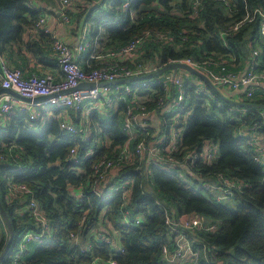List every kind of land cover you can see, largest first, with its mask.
Here are the masks:
<instances>
[{
  "label": "trees",
  "instance_id": "trees-1",
  "mask_svg": "<svg viewBox=\"0 0 264 264\" xmlns=\"http://www.w3.org/2000/svg\"><path fill=\"white\" fill-rule=\"evenodd\" d=\"M126 1H100L98 7L103 9L96 14L88 36L90 50L96 47L98 54L117 51L145 31H161L171 36L172 41L150 38L138 51L141 56L137 62L156 60L163 66L169 60L184 58L199 63L209 58L235 61L246 55L247 48L249 53L253 48H260L259 70L264 71V25L261 24L264 23V0H229L228 5L218 0H205L197 17L191 15V0H131L125 8ZM41 14L29 5V0H0V52L14 55V47L18 51L25 47L44 62L48 53L40 42L23 40L25 30L34 27ZM251 14L254 20L247 21ZM91 17L88 14L85 19L91 21ZM240 21L244 23L237 33L225 39L220 35L221 29ZM45 36L42 33L41 39ZM188 76L198 79L199 84L191 83L187 77L183 85L184 111H189L190 115L185 123L182 145L192 149L199 148L205 140L215 142L219 147L217 160L211 165L199 164L195 170L209 175L210 181L215 180V174L221 173L242 183L243 187L234 190L229 198L219 200L213 191L201 185L205 176L204 179L184 180L157 167L147 176L132 166L125 167L108 184L115 187L130 180L132 193L126 208L143 220L139 225L125 226L120 212L121 195L99 196L93 191L89 174L95 160L103 154L113 157L116 149L126 142L127 135L122 129L126 102H119L107 116L92 113L85 141L61 130L57 116L46 121L32 120L27 113L13 110L6 115L5 125L0 127V153L8 155L7 160L0 163V199L15 235L0 264H12L20 237L27 231L38 230L27 213L28 199L7 202L5 182L9 177L33 190L51 224L50 238L43 244H29L21 264H83L93 257H114L118 264H166L162 247L168 245L172 249L174 245L173 234L165 223L166 215L175 217L188 213H196L217 225L215 231L196 230L194 237L202 242L193 241L194 248L199 251L198 264H264V164L254 159L252 147L239 136L242 130L252 132L254 129L264 136V117L261 116L264 110L231 106L199 78ZM142 82L125 84L131 89L127 100L136 93L145 98L142 104L146 109L157 108L166 93L164 85L159 77L145 80L144 86ZM176 93L177 89L171 85V94ZM242 101L264 103V97L255 93L252 99ZM98 135L110 140V145L102 144L97 150L95 137ZM74 145H78L80 158L91 148L97 151L90 159L72 165L67 158ZM80 193L81 201L78 200ZM17 202L23 203V214L16 212ZM102 224L105 233H92ZM0 226L1 254L9 237L1 214ZM71 233L79 234V245L72 243ZM113 233L119 236L122 252L113 244L100 243V235L114 238ZM81 245H90V248L83 252Z\"/></svg>",
  "mask_w": 264,
  "mask_h": 264
},
{
  "label": "built area",
  "instance_id": "built-area-1",
  "mask_svg": "<svg viewBox=\"0 0 264 264\" xmlns=\"http://www.w3.org/2000/svg\"><path fill=\"white\" fill-rule=\"evenodd\" d=\"M30 1V0H29ZM131 0L124 3V7L128 8ZM229 4V0H218ZM60 5V15L63 22L68 23L71 18L67 14V9L73 3V0H58ZM205 0H191L192 17H197L203 9ZM48 20L47 14H41L35 22V27L43 29L45 32L49 30L45 28ZM254 15L248 16L247 21H253ZM244 21H240L229 27L223 28L220 35L225 39L227 36L234 35L243 25ZM264 25L263 21L261 23ZM158 39L162 42H171L172 37L161 31H145L142 35L136 37L125 47L112 51L107 56L116 57L121 55H131L137 53L144 43L148 40ZM97 41V40H96ZM90 41L84 38L74 50L61 38L53 36L51 39L52 51L56 54L59 65V77L56 79L51 73L36 74L33 73L27 77L23 75V71L11 66L1 58V80L0 86L3 89H10L18 93L21 97L3 92L0 94V127L7 114L13 110H19L29 115L32 120H42L45 118L42 111L36 112L33 108L41 105L42 109L47 106H54L57 109L73 110L77 113L84 111L86 103L89 107L86 112L91 113L90 109H95L100 105L103 107L117 108L119 102H126L122 112L123 122L122 129L127 135L126 142L116 149L110 157L103 154L99 159L95 160L91 165L89 178L92 179L93 191L99 196L107 193H119L123 201L120 212L122 215V223L125 226L139 225L142 223V217L133 216L126 206L129 204L132 183L127 180L115 187H108L107 183L110 178L116 177L118 173L125 167H134L136 171H141L147 176L152 173V168L157 167L165 172L179 175L182 179L187 178L205 179V187L214 191L215 196L219 200H225L233 195L234 190L241 189L242 183L234 181L221 173L215 174L216 178L210 181V176L198 173L195 168L199 164L211 165L219 156V147L212 140H205L199 148L186 149L182 145L183 132L185 123L190 112H185L186 104L184 98L183 85L187 81V77L191 83L197 84L190 78L189 72L184 70H170L160 76L159 79L165 87V96L159 100V105L154 109H146L142 104L145 98L139 97L133 93L130 100L127 95L131 93L129 86L125 84L119 85H102L100 83L115 81L118 79H126L135 76H142L156 71L161 65H154L150 61L146 62H95L82 68L76 60V52L82 53L90 48ZM260 48H253L252 63L248 69L243 72L234 71L229 67L230 61L233 59L221 58L215 60L209 58L202 63L196 62L191 58L180 60H169L171 62H181L188 64L201 72H203L218 88L222 90H242L245 98L252 99L256 88L264 82V71L259 70ZM100 56L90 54L89 59L94 60ZM167 64V63H166ZM165 65V64H164ZM186 74V75H185ZM156 78V77H155ZM153 79V78H152ZM196 79V78H193ZM151 80V79H148ZM142 85H146L143 80ZM197 81H199L197 79ZM82 82L94 83V88L76 89ZM171 85L177 89L176 94H171ZM115 87V88H114ZM76 89V90H75ZM124 90V93H121ZM45 96L47 99L34 102L36 97ZM29 99L31 101H27ZM264 117V111L261 112ZM46 121V120H45ZM61 130L80 136L82 141L88 137V128L84 125L77 126L67 120L59 121ZM84 124V123H83ZM87 125V124H86ZM239 136L245 138L247 144L254 151V159L260 164H264V136L257 130L239 132ZM136 141V143H135ZM97 150L101 145H107L106 142H99L95 139ZM134 146L132 147V144ZM91 148L86 151L84 156H78V145L70 148L68 153V161L72 165H79L82 160L90 159L97 151ZM8 155L0 153V163L7 160ZM77 169L80 170L79 167ZM217 179V180H216ZM218 181V183H216ZM5 196L8 203H12L19 198L28 199L27 213L35 221L38 230H30L25 232L19 239L16 249L12 257V264H21L23 254L29 244H43L50 238L51 224L50 219L44 209L35 198L33 190L22 182H16L9 177L5 182ZM82 193L78 194V200L81 201ZM85 219L83 217L82 223ZM165 223L173 234V247L168 245L162 247L163 258L166 264H198L199 251L194 248L193 241L202 243L194 235L196 230H217V225L210 223L204 217L196 213L180 214L172 217L166 215ZM81 229V228H80ZM107 234V233H106ZM100 243L113 244L117 251L122 252L121 246H117L116 239L109 236H102ZM72 243L79 245V234H70ZM90 245H81L83 252L87 251ZM83 264H118L114 257L104 259L101 257H93L89 263Z\"/></svg>",
  "mask_w": 264,
  "mask_h": 264
},
{
  "label": "crops",
  "instance_id": "crops-1",
  "mask_svg": "<svg viewBox=\"0 0 264 264\" xmlns=\"http://www.w3.org/2000/svg\"><path fill=\"white\" fill-rule=\"evenodd\" d=\"M101 0H96L97 4L90 7L87 5V2L85 0H73V3L70 5V7L67 9V14L71 18V20L66 23L63 22L62 17L60 15V5L58 0H30L29 5L37 10H40L42 14H47L48 20L45 23V28L48 29V32H45L43 29L31 27L27 28L23 34V40L24 42L29 41H39L41 47L43 50L48 53L47 59L42 62L39 58H37L33 53L29 52L25 47H22L20 51L17 50L16 47L13 48V51L15 52L14 55H10L7 52H0V80H1V58L4 59L8 64L14 67H18L23 71V75L25 77L36 73V74H47L51 73L55 76L57 79L59 77V65L57 61L56 54L49 48L51 47V39L53 36H57L61 39H63L75 52L76 47L81 43V41L86 38L88 39V36L91 31V25H94V18L96 14L103 9V7H98ZM86 4V5H84ZM92 15L90 18L91 21H88L85 19L86 15ZM43 34H46L45 39H41V36ZM48 38L50 41H48ZM98 51V50H97ZM96 51V47L93 50H90V48L86 49L82 53L76 52V60L78 64L82 68H86L88 65L92 63L97 62H114V61H127V62H133L138 61L141 54L139 52L131 54V55H121L116 57L107 56L110 52H106L104 54H98ZM246 55L240 58H236L235 61L230 62V67L234 71L243 72L246 69L249 68V66L252 63V53H249V48L246 50ZM51 52V54L49 53ZM94 54L97 56H100L97 59L90 60L89 55ZM156 59V58H155ZM153 64L156 65L158 62L156 60H152ZM192 81L194 80L195 83L199 84V81L197 79H193V77H190ZM1 89V86H0ZM224 92L229 93L230 97H243L245 98L242 90H223ZM255 93H257L259 96L264 97V82L261 83L255 90ZM89 103H86V108L84 111L77 113L73 110H66V109H57V107L54 106H47L42 109L41 105L35 106L33 109L38 112L42 111L43 116L45 120H49L51 118H54L57 116L58 120H67L69 122H72L76 124L77 126L84 125V127L87 126L88 128V122H89V116L97 112L101 115H106L108 113L113 112L114 107H103L99 106L95 109H90L91 113H87L86 110L89 107ZM55 111L58 113L55 114ZM84 123V124H83ZM87 124V125H86ZM3 125H5V120L3 122ZM246 132V131H244ZM100 133V131H99ZM95 139L99 140V142H106V144H110V140L108 139H102L100 135L96 136ZM81 171V170H80ZM115 177H112L109 179L108 183L110 184L113 182ZM107 183V184H108ZM109 184L107 185L108 187ZM16 204V212L18 214H23L24 205L21 202H17ZM105 231V230H104ZM103 231V232H104ZM105 233V232H104ZM114 238L116 239L118 245L119 243V236L116 233H113Z\"/></svg>",
  "mask_w": 264,
  "mask_h": 264
},
{
  "label": "water",
  "instance_id": "water-1",
  "mask_svg": "<svg viewBox=\"0 0 264 264\" xmlns=\"http://www.w3.org/2000/svg\"><path fill=\"white\" fill-rule=\"evenodd\" d=\"M170 70L178 71V70H184L189 72L190 74L196 76L199 78L209 89H211L220 99H222L224 102L228 103L231 106L237 107V108H242V109H253V110H264V103H257V102H247V101H241V100H236L234 98H231L227 96L225 93H223L203 72L200 70L185 64L181 62H171L167 63L161 67H159L156 71H153L150 74L147 75H142V76H135L131 78H126V79H118L115 81H110V82H105V83H100L99 85L102 86L104 85H119V84H129V83H134L138 81H143V80H148L152 79L155 77H158ZM96 85L94 83H89V82H82L76 87V89H87V88H94ZM75 89V90H76ZM3 92H7L10 94H13L17 97H21L18 93L15 91H12L10 89H0V94ZM48 97L45 96H39L36 97L33 101L34 102H40ZM27 101H31L29 99H26ZM0 214L3 218V221L5 222L8 232H9V237L7 244L5 246V249L1 252L0 254V260L3 259V257L6 255V253L9 251L11 244L14 240V227L12 225V222L10 220V217L8 215L7 210L5 209L4 205L2 204V201L0 199Z\"/></svg>",
  "mask_w": 264,
  "mask_h": 264
},
{
  "label": "rangeland",
  "instance_id": "rangeland-1",
  "mask_svg": "<svg viewBox=\"0 0 264 264\" xmlns=\"http://www.w3.org/2000/svg\"><path fill=\"white\" fill-rule=\"evenodd\" d=\"M86 2H87V5L88 6H90V7H92V6H94V5H96L97 4V2H96V0H85ZM84 5H86V4H84ZM134 15V14H133ZM186 75V74H185ZM227 96H229L230 97V95H229V93H227V92H224ZM232 98H234V99H236V100H243V99H247V98H243V97H232ZM105 116H107V115H105ZM104 117V116H103ZM206 184V182H202V184L201 185H205ZM212 190V189H211ZM214 192V191H213ZM214 194H215V192H214ZM1 227V226H0ZM1 230V229H0ZM105 230V226H104V224H102L101 225V227H100V229L97 231V229H95V230H93L94 232H92V233H95V232H99V231H104Z\"/></svg>",
  "mask_w": 264,
  "mask_h": 264
}]
</instances>
